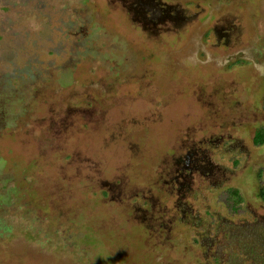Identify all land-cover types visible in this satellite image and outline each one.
Returning <instances> with one entry per match:
<instances>
[{
    "label": "rangeland",
    "instance_id": "1",
    "mask_svg": "<svg viewBox=\"0 0 264 264\" xmlns=\"http://www.w3.org/2000/svg\"><path fill=\"white\" fill-rule=\"evenodd\" d=\"M260 128L264 0H0V264H264Z\"/></svg>",
    "mask_w": 264,
    "mask_h": 264
},
{
    "label": "trees",
    "instance_id": "2",
    "mask_svg": "<svg viewBox=\"0 0 264 264\" xmlns=\"http://www.w3.org/2000/svg\"><path fill=\"white\" fill-rule=\"evenodd\" d=\"M254 143L256 145H263L264 144V128H260L258 129L255 134H254ZM115 184L118 185V182L120 183V181H114ZM114 182L112 184H114ZM113 189V186H104L102 188L104 195L107 197H112L111 196V191ZM114 190V189H113ZM20 192V190H18V193ZM261 194L264 198V185L261 187ZM225 200L227 202V205L230 206V208H232L234 211H239L240 208L243 206L244 203V198L241 194V191L239 188L237 187H228L225 191ZM196 241V240H195Z\"/></svg>",
    "mask_w": 264,
    "mask_h": 264
},
{
    "label": "flooded vegetation",
    "instance_id": "3",
    "mask_svg": "<svg viewBox=\"0 0 264 264\" xmlns=\"http://www.w3.org/2000/svg\"><path fill=\"white\" fill-rule=\"evenodd\" d=\"M175 164L173 165L175 170H172V172L174 173V175L172 176L173 178V184L175 185L176 183H178L180 181V178L185 179V177L182 175L185 172V169L187 170L186 172H188V175L190 176V174H192L194 172L195 169L189 170L188 168H183L181 167L184 164H186V160L184 162V160L179 156L177 158H175ZM188 162V161H187ZM262 195V194H261ZM263 197V196H262ZM264 200V198H263Z\"/></svg>",
    "mask_w": 264,
    "mask_h": 264
}]
</instances>
